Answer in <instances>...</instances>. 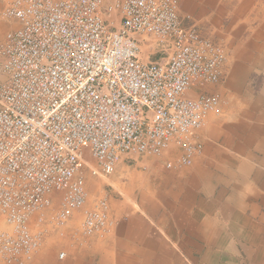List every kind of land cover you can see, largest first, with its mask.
I'll return each mask as SVG.
<instances>
[{"label": "built area", "instance_id": "1", "mask_svg": "<svg viewBox=\"0 0 264 264\" xmlns=\"http://www.w3.org/2000/svg\"><path fill=\"white\" fill-rule=\"evenodd\" d=\"M4 2L17 27L0 51V256L23 264L42 226L64 235L77 212L85 236L108 231V198L87 206V172L150 157L193 165L207 118L222 113L203 88L222 82L227 54L185 23L180 0Z\"/></svg>", "mask_w": 264, "mask_h": 264}, {"label": "crops", "instance_id": "2", "mask_svg": "<svg viewBox=\"0 0 264 264\" xmlns=\"http://www.w3.org/2000/svg\"><path fill=\"white\" fill-rule=\"evenodd\" d=\"M4 7L0 51L17 27ZM179 12L217 31L206 37L227 54L222 82L203 88L223 105L200 132L202 154L173 169L144 158L133 175L123 162L115 180L126 195H106L108 231L85 236L77 212L64 235L42 226L44 244L23 264H264V0H180ZM6 80L0 69V86Z\"/></svg>", "mask_w": 264, "mask_h": 264}, {"label": "rangeland", "instance_id": "3", "mask_svg": "<svg viewBox=\"0 0 264 264\" xmlns=\"http://www.w3.org/2000/svg\"><path fill=\"white\" fill-rule=\"evenodd\" d=\"M234 5H236V3L234 4ZM0 6H1V0H0ZM191 16H192V20L196 23V21H197V19H196V17H195V15H192L191 14ZM197 24V23H196ZM198 25V24H197ZM200 25H198V27H199ZM199 30L201 31V33L203 34V35H205V36H209V37H211V38H213L212 37V34L213 35H215V33H217V31H215V30H211L210 32L209 31H206V30H204V28H199ZM148 56L149 55V53H145V54H143V56ZM150 158H154L155 159V157H150ZM157 159V158H156ZM149 160V159H148ZM142 161V159H137L135 162H133L132 164H129V166H131V168L129 169L128 168V170L131 172V175H133L134 173H137V172H139V171H134L136 168L135 167H133L134 166V164H136L137 162H141ZM91 164L92 165H95L96 164V162L94 161V160H92L91 161ZM138 170H140V168L138 167ZM119 167L117 168V171L115 172V174H113V175H111V176H109V177H92L91 175H90V173L89 172H87V191H88V193H89V200H88V202H87V206L88 207H93L94 205H95V203H96V201L98 200V199H101V198H103V197H106V195L108 196V195H113V194H115V195H124L125 194V191L127 190L125 187H124V184H123V182L121 183V182H119V181H116L115 180V178L116 177H118L119 175ZM92 181H95L96 183H93L92 184ZM126 195V194H125ZM109 197V196H108ZM131 204H133V199L132 198H129V199H127ZM59 208H60V203H56L55 205H54V207H53V209L54 210H56V211H58L59 210ZM83 221H84V215H82V223H83ZM3 222L4 221H2V220H0V224L1 225H3ZM0 225V227H3V226H1ZM4 227H5V223H4ZM52 227V229L53 230H51V231H53L54 232V230L57 232V233H59V231L55 228V227H53V226H51ZM53 241L54 240H52V244H53ZM38 253V252H37ZM0 264H6V262L4 261V259L2 258V256H0Z\"/></svg>", "mask_w": 264, "mask_h": 264}]
</instances>
